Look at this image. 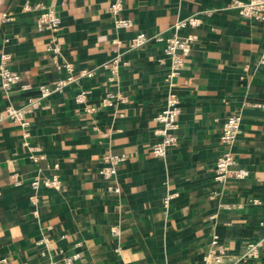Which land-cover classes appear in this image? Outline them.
<instances>
[{"label": "crops", "instance_id": "0c3cea01", "mask_svg": "<svg viewBox=\"0 0 264 264\" xmlns=\"http://www.w3.org/2000/svg\"><path fill=\"white\" fill-rule=\"evenodd\" d=\"M113 1L57 0L56 55L35 8L52 0H0V62L9 54L10 68L30 86L6 94L0 84V264H202L215 237L234 256L228 262L236 261L264 238V23L240 17L230 8L235 0H126L122 15L133 27L118 31ZM191 16L201 25L182 34L197 41L173 80L177 144L157 158L154 120L170 89V61L163 45L129 50V43L138 32L169 35ZM115 40L123 53L117 75L109 68ZM66 62L77 75H93L36 107L26 136L7 108L65 78ZM81 92L86 102L77 103ZM234 114L242 131L231 149L233 170L248 176L231 172L218 182L221 128ZM110 154L124 159L119 193L98 173ZM37 177H57L63 187L36 191ZM254 264H264V248Z\"/></svg>", "mask_w": 264, "mask_h": 264}, {"label": "built area", "instance_id": "2783aa9c", "mask_svg": "<svg viewBox=\"0 0 264 264\" xmlns=\"http://www.w3.org/2000/svg\"><path fill=\"white\" fill-rule=\"evenodd\" d=\"M51 6H39L40 15L37 19V27L40 31H46L50 35V50L56 55L60 53L57 43V37L62 29V20L55 9V2L52 0ZM126 0H114L110 12L114 18V28L116 30H127L133 27V21L123 17ZM231 9L238 12L239 16L254 21L264 23V0H248L247 2L235 0L230 5ZM5 20H13L10 14L3 15ZM201 20L195 16L178 21L172 28L169 35L158 34L154 36L147 35L144 32H138L129 43V50H135L145 47L149 43H157L163 45L165 54L170 61V72L168 75L169 92L166 98L163 109L156 115L155 120L159 125L157 134L161 137L160 141L152 146V154L157 158H165L169 151L177 144V129L178 117L181 113L180 98L174 88L173 80L177 77L185 66V63L190 56L193 46L197 41L195 34L183 35L182 30L187 27H199ZM8 42V40H6ZM116 46L115 55L110 61L109 68L114 75H117L122 64L123 53L120 50L122 43L119 40L113 41ZM11 57L9 54H3L0 62V84L4 93L9 94L15 87L20 86L21 89L27 90L30 88L28 84L23 83L22 76L13 71L9 66ZM63 70L66 72V77L56 81L52 86L42 84L38 87V95L30 98L27 103L21 107L10 105L6 111V117L26 131L25 135L29 136L27 130L30 127V115L36 107H40L42 103L50 98L54 93H61L63 90L76 83L81 77H91L93 73L88 71H81L79 75L75 73V68L72 63L66 62L63 65ZM86 92H81L77 98V103L86 102ZM106 99L104 103L107 104ZM241 116L230 115L223 123L221 131V141L225 147V152L220 156L216 162L214 169V179L218 182H225L228 175L234 172L235 177L242 180L248 176V171L237 168V160L232 153V146L236 139L241 134ZM27 145V144H26ZM123 157L115 155H107L104 159L105 165L98 171L99 175L104 181L108 183V191L112 193H119L120 188L116 184L118 166L123 161ZM34 190H39L42 187L53 188L60 190L63 183L57 177L48 179L35 178L31 182ZM111 232L119 236V230L112 227ZM219 239L215 237L211 241V248L205 256L202 264H254L260 258L261 252L264 248V238L261 240L248 244L246 250L241 253L236 261L228 262L230 258L234 259L233 255L227 253L223 246L218 243ZM73 259L68 260L71 264ZM51 264V263H50Z\"/></svg>", "mask_w": 264, "mask_h": 264}]
</instances>
